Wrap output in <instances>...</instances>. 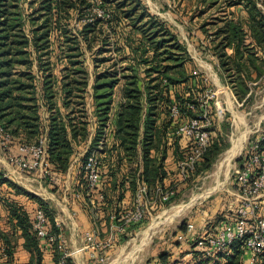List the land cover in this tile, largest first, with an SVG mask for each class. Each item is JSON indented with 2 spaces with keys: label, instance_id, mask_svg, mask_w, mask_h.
Here are the masks:
<instances>
[{
  "label": "rangeland",
  "instance_id": "rangeland-1",
  "mask_svg": "<svg viewBox=\"0 0 264 264\" xmlns=\"http://www.w3.org/2000/svg\"><path fill=\"white\" fill-rule=\"evenodd\" d=\"M46 1L17 0L18 7L15 10L19 17L26 20L25 27L29 36H31L30 20L33 15H40L36 24L41 23V25L46 15L52 16L54 28L51 30L48 53L39 56L41 50L38 53L33 44L29 46L34 60L35 83L38 90H41L43 72L39 70V60L49 61L56 91L55 100L61 103L62 67L65 64L70 66L71 59H82L88 70L89 78L85 101L90 116L89 128L91 132L94 131L95 122L92 112V84L97 74L114 70L122 72L125 67L131 66L132 72L138 76L141 88L145 92V109L148 108L146 96L157 91L153 87L156 81L150 82L147 86L151 76L146 75V64L141 61L142 58L151 55L154 50L148 46H151L148 40L142 41V32L134 28L141 23L150 22L149 16L142 20L137 19L138 14L145 8L147 13L149 11L156 15L172 31L174 38L171 39L169 34L165 35L167 42L162 44L165 48H161L175 56V60L172 62H163L171 65L170 73L177 74L178 70L172 68L173 65L185 61V73L191 75L206 72L208 95L212 91L216 92L214 97L207 98V91H205V96H202L208 113L213 118L214 130L211 129V134L213 133L215 143L210 144L203 158L190 169L187 176L181 173L179 166V162L184 159L181 152L175 154V150L172 149L174 144L166 146V143L161 140L163 132L154 130L156 138L151 153L157 156L165 147L166 156L163 166L166 175L154 188L152 187L150 195H153L157 200L153 201L152 199L149 211L143 221L130 225L116 234L113 245L109 247H103V244L101 247L99 245L90 247L85 238V232L95 231L96 241L105 242L111 229L123 225L119 212L130 207L131 202V197L127 194L126 203L121 204V211L115 212L109 209L110 206L104 210L102 202H98V198L94 196V204L90 203L91 208L85 204L83 206L88 219L83 218L76 207L67 206L66 210H62L59 207L55 209L54 204L49 206L48 209L54 212V216H59L60 221L59 224H56L57 229H53L52 232L61 236V241L70 252L72 264H158L159 254L164 251L171 253L172 260L180 258L183 261L182 264L193 261L191 250L196 236L202 235L207 230L209 233L214 231L217 222L224 219L225 214L234 212V209L239 205L240 189L235 174L239 167V159L252 141L264 135V35L258 43L249 36L250 13L243 0H140L138 8L133 11L134 2H130V0H52L51 11L45 8ZM256 1L264 13V0ZM129 12L132 13L131 16H128ZM98 18L100 21L97 22L95 29L89 30L91 41H86L82 31L84 24ZM259 18L257 15V19ZM228 21H236L243 27L245 43L250 46L252 53L248 59L247 56L244 57L248 72L243 65L244 62L236 58L233 47L227 44L228 37L221 30ZM125 32L131 34L130 37L134 41L132 47L125 39ZM74 45H78L79 48ZM82 51L83 53L79 54ZM69 53L77 56L69 58L67 56ZM224 63L228 64L224 65ZM236 63L242 64L240 66L241 75L247 80L248 92L243 95L242 87L236 85L237 82L234 81L238 77ZM125 69L126 73L131 72L130 69ZM154 75H158V73ZM124 82L125 78L121 76L114 89V105L123 99L122 86ZM218 110L221 113L218 114ZM199 112L201 111L199 110ZM48 115L47 106H40L42 127L47 123ZM169 133L170 137L175 135L173 129ZM241 141L242 148L231 156V150L235 144ZM184 144H186L185 140L181 139L180 144L176 147L180 148ZM90 146L91 136L75 146L68 169L71 170L73 167L70 177L67 175V171V176H53L52 180L41 179L37 178V173H28L14 166L16 171L28 177V180L21 182L17 180L14 170V173H9L6 169L5 165L6 162H9L8 156L12 150L11 146L4 147L0 138V171L23 189L39 196L47 205L49 203L44 192L52 194L55 198H60L59 200L63 204L75 205L76 202L82 204L85 203L84 199L81 196H79L81 199L77 198L74 192L85 190L87 185L84 171L81 172L83 170L81 165L86 160L82 162L86 153L89 152ZM218 147L222 150L213 156V152ZM179 148H176L177 151ZM139 149L141 150L138 151L135 161L140 165L139 170H141L143 163L141 144ZM95 152L96 150L91 153ZM208 161H211V167L207 170L205 164ZM9 164L12 165L10 162ZM157 186L162 189H175L174 197L170 201L160 200V197L156 196ZM19 197L16 199L28 200L25 195ZM259 200H261L262 209H264V190ZM0 211H2L1 208ZM65 211H70V213ZM188 222L194 223L195 233L180 242L176 235L181 231L182 226L185 230L187 229ZM12 229L6 219L1 216L0 262L4 259H11L12 249L13 257H18V260L23 257L17 242L21 233L19 229L16 231ZM4 234L12 236L11 239L15 243L12 244L14 246L12 249L8 250L7 248L2 251ZM43 242L46 243V241ZM46 244L43 245V262H46L45 259L48 257L54 261L52 258L53 255H56V252H52L54 245L49 247L50 251H46ZM257 259L258 256L254 262L250 260V264H255Z\"/></svg>",
  "mask_w": 264,
  "mask_h": 264
},
{
  "label": "trees",
  "instance_id": "trees-1",
  "mask_svg": "<svg viewBox=\"0 0 264 264\" xmlns=\"http://www.w3.org/2000/svg\"><path fill=\"white\" fill-rule=\"evenodd\" d=\"M243 1L250 13L249 36L258 43L264 35V13H262L256 0ZM130 2H134L132 11L137 9V5L140 4V0H130ZM17 7V0H0V124L12 135L9 146L34 143L46 136L47 158L53 176L63 177L71 164L75 146L91 136L89 152L86 153L82 162L91 152L96 150L95 154L101 172L99 190L104 193V198L98 202H102L104 210L110 206L109 209L112 211H121V204L126 203V195L129 194L131 197L130 207H132L139 179L147 183L150 192L152 187L154 188L166 175L163 166L166 156L165 147L157 156L151 153L156 138L154 130L163 132L161 140L166 143V146L174 144L172 149L175 150V154L181 152L185 157L190 152L192 140L183 135L170 137L169 131L174 130L177 124L190 116L196 115L199 110L201 111V104L198 100L207 91L206 76L202 73L186 74L185 61L173 65L172 68L178 70V75L170 73L171 65L163 62H172L175 60V56L161 48H165L162 44L167 42L165 35L169 34L171 39L174 38L172 31L156 15L149 11L147 13L145 8L144 13L138 14L137 19L142 20L149 16L150 22L141 23L134 28L142 32V41L148 40L151 44L148 46L154 50L151 55L142 58L141 61L146 64V75L151 76L147 86L150 82L156 81L153 87L157 91L146 96L148 108L145 109V92L141 88L138 76L132 72L131 66L125 67L131 70L129 73H126L124 68L123 73L114 70L97 74L92 84V112L95 122L94 131L91 132L89 128L90 116L85 101L89 78L88 70L82 59H71L70 66L65 64L62 67L61 103L55 100L56 91L54 80L51 77L49 61L39 60V70L43 72V85L41 90H38L33 69L34 60L29 46L33 44L38 53L41 50L39 56L48 53L51 30L54 28L52 16L46 15L41 25V23L36 24L40 15H33L30 20L31 36H29L25 27L26 20L19 17L15 11ZM45 8L52 10V0L46 1ZM131 14L129 12L128 16ZM257 15L260 17L259 19H257ZM116 16L120 19L118 14ZM98 21H100L99 18L84 24L82 31L86 41H91L92 37L89 30H94ZM221 30L228 37L227 44L233 47L236 58L244 62L243 65L248 72L249 69H247L248 66L244 57L247 56L248 59L252 53L250 46L245 43L243 27L236 21H228ZM125 34V39L129 41L130 44H128L132 47L134 41L130 37V32H125ZM77 46L74 45V47L79 48ZM82 53L83 51L79 54ZM67 56L72 58L77 55L69 53ZM227 64L224 63V65ZM236 64L238 77L234 81L237 82L236 85L242 87L243 95L248 92L247 80L241 75L240 66L242 64ZM155 73L158 75H154ZM121 76L125 78L122 86L123 99L114 105V89ZM191 103L195 106L191 107ZM174 104L179 108V114L176 117L172 115ZM40 106H47L49 109L47 123L43 124V127ZM181 139L185 140L186 144L180 148L176 147L180 144ZM214 143L215 138L212 133L211 145ZM140 144L142 145L143 156L141 170H139L140 165L135 161ZM176 148H179V151ZM221 150L222 148L218 147L213 152V156ZM243 159V156L240 157V165L243 163ZM205 167L207 170L210 169L211 161H208ZM81 172L84 173L87 181L85 169ZM85 190L76 192L80 193L81 198L84 199L85 203L83 204L91 208L92 203L89 200L86 187ZM0 192V208L5 212L3 215L0 213V217L4 216L13 231L21 230V236L24 237L23 247L30 253L29 258L25 261L18 260L16 256L13 257L12 248L14 244L12 245L9 236L4 234L2 247L5 250L7 248L8 250L12 249L11 256L13 258L11 257V259H14L12 261L8 258L7 261L15 264H43V245L45 242L43 243L44 240L38 237L33 228L34 211L38 206L45 209L51 225V232L53 229H57L54 212L48 209L49 205L39 196L23 189L3 175L1 171ZM20 195H25L28 200L16 199L20 198ZM173 197L174 195L168 201ZM130 207L119 212V216H122L124 210ZM237 208L234 209V212L225 214L226 217L224 216V219L217 222L214 231L219 229L225 221L235 218ZM183 230L185 228L182 226L181 231ZM191 251L193 252V261L186 264H250V253L244 238L234 240L227 250H214L211 253H208L207 249L203 247H197L194 242ZM52 252H56V255L52 256L54 259L52 264H57L60 256L57 245H54ZM67 262L72 264L71 257L68 258ZM182 263L180 258L172 260L171 253L168 251L161 252L158 257V264ZM255 264H264V250L258 254Z\"/></svg>",
  "mask_w": 264,
  "mask_h": 264
},
{
  "label": "built area",
  "instance_id": "built-area-1",
  "mask_svg": "<svg viewBox=\"0 0 264 264\" xmlns=\"http://www.w3.org/2000/svg\"><path fill=\"white\" fill-rule=\"evenodd\" d=\"M260 5V4H259ZM197 72V71H195ZM207 98L216 95L212 91ZM205 96V95H204ZM203 96V97H204ZM201 104V112L190 116L188 119L177 124L174 129L175 135H183L192 140L190 152L179 162L181 173L185 176L192 169L208 150L211 144V132L213 127V118L206 108L202 97L198 100ZM194 107L195 104H190ZM219 108V107H218ZM221 113L218 110V114ZM179 108L177 105L172 106V115L178 116ZM0 138L4 147H8L12 141V135L0 124ZM264 135L252 141L247 147L243 159V163L236 169V179L239 184L240 203L237 208V216L229 221L222 223L219 229L208 232L205 231L200 236H196L195 244L197 247L207 249L208 253L216 250H227L230 244L238 239L244 238L246 246L250 253V260L255 261L259 253L264 250V209L259 198L264 190ZM9 161L28 173H37L41 179H53V173L47 158V137L43 136L39 141L34 143H20L17 150L11 151ZM87 175V194L89 200L94 204L93 198L97 197L98 201L104 198L103 191L99 190L101 172L99 161L95 153H90L83 165ZM176 190L162 189L158 187L157 195L160 200L167 201L175 194ZM76 196L80 193L76 192ZM95 196V197H94ZM157 200L150 195L148 185L145 181H138V188L134 204L132 207L124 210L121 219L123 225L111 229L110 235L105 242L96 241L95 231L88 230L85 232V238L88 240L90 247H109L113 245L116 234L125 230L130 225L141 222L145 219L149 211L151 201ZM33 228L38 237L48 244L57 245L60 256L57 264H68L70 252L66 249L65 244L61 241V236L50 231L51 225L45 209L38 206L34 211ZM195 225L193 222L187 223V229L177 234L179 241H185L189 235H194ZM2 251L4 247H1ZM1 264H15L4 259Z\"/></svg>",
  "mask_w": 264,
  "mask_h": 264
},
{
  "label": "crops",
  "instance_id": "crops-1",
  "mask_svg": "<svg viewBox=\"0 0 264 264\" xmlns=\"http://www.w3.org/2000/svg\"><path fill=\"white\" fill-rule=\"evenodd\" d=\"M206 73V72H205ZM204 73V74H205ZM205 76H206V78L208 79V77H207V75L205 74ZM212 79V78H211ZM212 81H213V79H212ZM11 150L13 151H15L16 152V150H17V144H13L12 146H11ZM141 149H139V151H140ZM10 151V150H9ZM11 152V151H10ZM9 159V158H8ZM10 162V161H9ZM9 162H6V169H7V171L10 173V172H12V173H14L15 175H16V177H17V180L18 181H21V182H25L26 180H28V177H26V176H24V175H22L19 171H16L15 169H14V166L15 167H17L16 165H14L13 163H11L12 165H10L9 164ZM12 166V167H11ZM74 166V165H73ZM18 168V167H17ZM13 170H14V172H13ZM72 172H73V167H71V170H68V172H67V175L70 177L71 176V174H72ZM66 175V176H67ZM37 176V178H39V176L38 175H36ZM41 188H43V187H41ZM40 192H42V191H40ZM68 192V191H67ZM48 193H50L49 191H48ZM44 194V196L45 197H47V202L49 203V206H51L52 204H54V206H55V209H56V207L58 208H60V209H64V210H66V207L67 206H71L72 208H75L76 207V210L79 212V213H81V216L83 217V218H87L88 216L86 215V212H84V204L82 203V204H79L78 202H76V204L74 205V204H71V203H68V204H63L58 198H55V196H53L52 194H45V192L43 193ZM74 194L76 195V192H74ZM60 196H61V194H59ZM77 198H79V196L77 197ZM80 199V198H79ZM33 204H35V203H33ZM69 210V209H68ZM76 211V212H77ZM65 212H69L70 213V211H65ZM2 215L5 213L4 212V210H2L1 212H0ZM57 215H58V213H57ZM2 217H4V216H2ZM55 219L57 220L56 221V223L57 224H59V216L57 217V216H55ZM88 219V218H87ZM6 227V226H5ZM19 232L21 233V230H19ZM9 238H10V240H11V243L12 244H14L15 242L11 239L12 238V236L10 237V235H9ZM23 241H24V237H22L21 236V234H20V239L17 241L18 243H19V246H18V248H19V250H21V252H22V259H20L21 261H25V260H27L28 258H29V256H30V253L23 247ZM3 244H4V242H2ZM44 243V242H43ZM45 244V243H44ZM47 245V249H46V251H50V249H49V247L51 246L50 244H46ZM18 250V249H17ZM51 258V257H50ZM49 257L47 258V259H45L46 260V262H43V264H52L53 263V260L52 259H50Z\"/></svg>",
  "mask_w": 264,
  "mask_h": 264
},
{
  "label": "bare ground",
  "instance_id": "bare-ground-1",
  "mask_svg": "<svg viewBox=\"0 0 264 264\" xmlns=\"http://www.w3.org/2000/svg\"><path fill=\"white\" fill-rule=\"evenodd\" d=\"M242 148V141L235 144V146L233 147V149L231 150V156L234 155L238 150H240ZM230 150V149H229ZM230 156V158H231ZM228 160V159H227ZM131 256V254H130Z\"/></svg>",
  "mask_w": 264,
  "mask_h": 264
}]
</instances>
